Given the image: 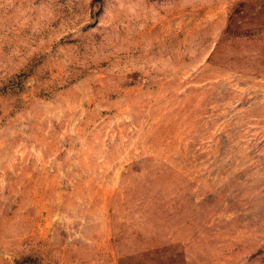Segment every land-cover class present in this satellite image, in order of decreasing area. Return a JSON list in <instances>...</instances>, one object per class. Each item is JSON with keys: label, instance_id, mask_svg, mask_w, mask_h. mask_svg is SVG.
I'll return each instance as SVG.
<instances>
[{"label": "rangeland", "instance_id": "1", "mask_svg": "<svg viewBox=\"0 0 264 264\" xmlns=\"http://www.w3.org/2000/svg\"><path fill=\"white\" fill-rule=\"evenodd\" d=\"M0 264H264V0H0Z\"/></svg>", "mask_w": 264, "mask_h": 264}]
</instances>
